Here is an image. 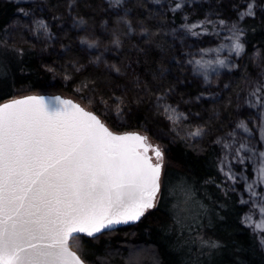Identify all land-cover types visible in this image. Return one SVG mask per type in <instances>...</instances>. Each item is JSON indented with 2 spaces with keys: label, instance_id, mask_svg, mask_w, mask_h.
<instances>
[{
  "label": "trees",
  "instance_id": "16d2710c",
  "mask_svg": "<svg viewBox=\"0 0 264 264\" xmlns=\"http://www.w3.org/2000/svg\"><path fill=\"white\" fill-rule=\"evenodd\" d=\"M40 1L53 42L31 39L17 13L19 6L0 0V47L8 51L0 58V103L58 89L74 100H92L90 110L110 129L142 130L162 151L160 191L155 205L139 222L95 238L75 236L70 247L86 264H264V227L255 233L245 225L246 206L239 198L242 187L224 178L221 151L213 142V135L227 131L237 114L244 77H257L258 66L264 63V0H251L252 15L239 19L243 52L235 69L219 75L209 86L191 76L181 39H171L167 29L171 22L176 25L205 16L237 20L246 10V0H197L175 13H169L166 6L152 8L148 0H126L130 20L149 37L119 36L116 59L121 71L116 74L92 63L89 54L76 45L74 30L65 21L71 5L73 15L93 35L103 37L98 35L100 25L114 22L117 15L104 0ZM12 22L13 41L7 44L1 34ZM214 44L205 35L188 40L186 48L197 51ZM106 49L108 55L114 54ZM157 96L167 97L196 117L204 137L191 141L176 129L165 128L160 111L153 107ZM99 102L112 104L111 108L116 105L113 108L122 113V126L101 115ZM240 110L244 118L250 116L248 109ZM157 128H163L169 139L156 138L153 131Z\"/></svg>",
  "mask_w": 264,
  "mask_h": 264
},
{
  "label": "snow or ice",
  "instance_id": "6c2138e0",
  "mask_svg": "<svg viewBox=\"0 0 264 264\" xmlns=\"http://www.w3.org/2000/svg\"><path fill=\"white\" fill-rule=\"evenodd\" d=\"M199 26L189 27L193 36ZM232 47L239 54L238 35ZM224 63L194 62L205 74ZM51 99L30 97L0 108V264H81L66 246L73 233L93 236L138 220L158 191L160 165L140 151L151 147L144 146L145 137L113 135L71 101ZM165 111L170 120L179 119L174 109ZM240 127L247 131L243 122ZM243 150L250 151L241 144L238 157ZM152 151L162 158L158 148ZM259 162L257 182L264 183V152ZM226 175L235 179L230 171ZM247 189L256 195L254 184Z\"/></svg>",
  "mask_w": 264,
  "mask_h": 264
},
{
  "label": "rangeland",
  "instance_id": "374dc122",
  "mask_svg": "<svg viewBox=\"0 0 264 264\" xmlns=\"http://www.w3.org/2000/svg\"><path fill=\"white\" fill-rule=\"evenodd\" d=\"M7 1L13 2L19 6L17 13L21 16V19L24 20L26 30L31 39L53 42L54 36L50 32V25L47 21L48 18L43 17L41 14L45 12V8L40 0ZM104 1L117 15L114 22L105 21L100 25L98 35L100 34L103 37L99 38L96 37V34L93 35L85 22L73 15L71 5L68 6L67 18L65 21H67L74 30L76 45L84 53L89 54L91 60H93L92 63L111 70L113 74H116L121 71L120 64H118L116 59L118 57L117 53H120L121 49L119 36L131 38L137 35L145 40H147L149 36L147 31L143 30L138 23H133L130 20L128 14L129 9L127 8L128 0ZM195 1L197 0H148L152 8L156 9L166 6L169 13H175L181 6ZM246 2H249L246 10L239 13L237 20L230 22L224 21V23L221 24L220 21L223 20H216L205 16L202 19H183L181 23L176 25L171 22L167 29L171 39L178 41L181 39L180 43L191 76L197 80L199 79L206 86L212 85L219 75L232 71L236 67L237 59L241 56L243 47L239 51V54H237L232 45L237 35L239 36V43L242 44V30L239 25V19L247 15L248 6L252 3L251 0H246ZM177 4L180 5L179 8H177ZM193 24L200 25L192 30L198 33L196 36H193L192 32L189 31V27ZM14 26L15 22H12V24L2 32V41L4 43L9 44L13 41L12 31ZM205 35H210L213 38L215 43L213 46H207L197 51L186 48V42L188 40H196ZM106 48L112 49L114 54H112V56L108 55ZM2 55H8V51L0 47V58ZM196 60H223L225 63L224 66L213 64L212 68L214 70H209L208 73L205 74L203 71L196 70L194 64ZM243 83L241 92L243 94L239 97L238 103L240 107L237 108V114L231 119L227 131L213 135V142L219 146L221 151L220 168L224 178L228 183L240 185L242 187L239 191V198L240 202L246 206V211L243 216L245 225L253 232L259 233L264 227V215H262L261 212V209H264V183L257 182L256 170L260 167L259 153L264 152V63L258 66L257 77L250 78L245 76ZM40 93L59 94L74 99L69 93L58 89H48ZM258 99L259 103L257 102ZM76 101L87 109H90L91 105L93 106L94 104L90 99L84 101L81 98H77ZM97 105L101 115L111 119L115 126H122L123 116L117 107L113 108L116 105L112 106V108V104L107 105L99 102ZM153 107L160 111V118L165 128L176 129L178 134L191 141H199L204 137L205 130L196 117L188 114L183 108L171 102L167 97H155ZM165 108L174 109L179 119L170 120V113L166 112ZM242 108L248 109L250 113L248 118H244L241 115L240 109ZM241 122L246 126L247 131L240 127ZM197 130H199V135H191V133ZM137 132L144 134L142 130H138ZM153 134L159 139H169L163 128L155 129ZM150 141L153 142L151 139ZM241 144L246 145L247 149H250V151L243 150L240 152V157H243L244 160L243 163L240 162V157L237 156V149L240 148ZM225 145H229V147H225ZM247 166H249V168H247ZM229 171L235 175V179L228 178L226 173H229ZM248 184H254L256 191L255 196H252L248 191ZM246 217H251V219L247 220Z\"/></svg>",
  "mask_w": 264,
  "mask_h": 264
},
{
  "label": "water",
  "instance_id": "95a60500",
  "mask_svg": "<svg viewBox=\"0 0 264 264\" xmlns=\"http://www.w3.org/2000/svg\"><path fill=\"white\" fill-rule=\"evenodd\" d=\"M30 97H37V98H43L45 100L46 103H53L54 101L51 99V98H55V97H58L60 100H65V101H71L73 104L79 106L80 108H82L84 111L86 112H89L93 115H95L97 117V119L108 129L109 132H111L113 135H116V136H125V135H139L141 137H145L146 140L144 141V146H148L150 145L148 143V140H147V136L145 134H142V133H139L137 131H126V132H116L112 129H110L108 127V125L106 123H104L101 119V117L94 111L90 110V109H87L85 108L84 106H82L79 102H77L76 100L70 98V97H64L62 95H59V94H44V93H40V94H26V95H22V96H18V97H15V98H12V99H8V100H5L3 102L0 103V108L3 107V105L5 104H10V103H13L14 101H18V100H25V99H28ZM151 147H148V151L147 152H144V148L143 146L140 148V151L143 153L144 156H146L148 159H149V162L153 165H156L157 163L160 165V171H159V178H158V191L156 192L155 194V197L153 199V206L155 205L156 203V200H157V197H158V194H159V191H160V179H161V175H162V161L161 159H157L152 151L153 148H158V146L156 145H150ZM159 149V148H158ZM160 150V149H159ZM161 151V150H160ZM162 153V151H161ZM152 208V207H151ZM150 209V208H149ZM147 210V209H146ZM144 210V212L146 211ZM143 216V215H142ZM141 216V217H142ZM141 217L138 219V220H135V221H129L128 223H121V224H116V225H113L110 229H104V230H101V232L99 233H95L93 236H88L86 233H73L67 240V248L70 252L74 253L78 258L79 260L81 261V264H86L81 258L80 256L70 247L69 245V241L71 238L75 237V236H84V237H87V238H95L97 237L98 235L104 233V232H108V231H113V230H116L117 228L121 227V226H131V225H134L136 224L137 222H139V220L141 219Z\"/></svg>",
  "mask_w": 264,
  "mask_h": 264
},
{
  "label": "flooded vegetation",
  "instance_id": "af4514ba",
  "mask_svg": "<svg viewBox=\"0 0 264 264\" xmlns=\"http://www.w3.org/2000/svg\"><path fill=\"white\" fill-rule=\"evenodd\" d=\"M147 136V135H146ZM147 140H148V143L150 144V145H156V143H153V142H151L150 141V139H149V137L147 136ZM157 146V145H156Z\"/></svg>",
  "mask_w": 264,
  "mask_h": 264
}]
</instances>
